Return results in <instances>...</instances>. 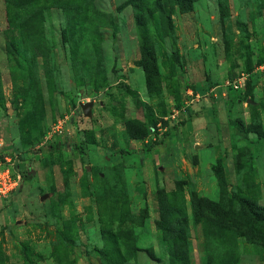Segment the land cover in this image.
I'll list each match as a JSON object with an SVG mask.
<instances>
[{
    "label": "rangeland",
    "instance_id": "rangeland-1",
    "mask_svg": "<svg viewBox=\"0 0 264 264\" xmlns=\"http://www.w3.org/2000/svg\"><path fill=\"white\" fill-rule=\"evenodd\" d=\"M7 157L0 264H264V0H0Z\"/></svg>",
    "mask_w": 264,
    "mask_h": 264
},
{
    "label": "built area",
    "instance_id": "built-area-1",
    "mask_svg": "<svg viewBox=\"0 0 264 264\" xmlns=\"http://www.w3.org/2000/svg\"><path fill=\"white\" fill-rule=\"evenodd\" d=\"M21 176L14 172L11 158H0V199L8 197L18 186Z\"/></svg>",
    "mask_w": 264,
    "mask_h": 264
},
{
    "label": "trees",
    "instance_id": "trees-1",
    "mask_svg": "<svg viewBox=\"0 0 264 264\" xmlns=\"http://www.w3.org/2000/svg\"><path fill=\"white\" fill-rule=\"evenodd\" d=\"M238 129L241 130V127L238 126ZM251 221L258 225L264 227V209H249L247 207H244V212ZM255 239V237H253Z\"/></svg>",
    "mask_w": 264,
    "mask_h": 264
},
{
    "label": "water",
    "instance_id": "water-1",
    "mask_svg": "<svg viewBox=\"0 0 264 264\" xmlns=\"http://www.w3.org/2000/svg\"><path fill=\"white\" fill-rule=\"evenodd\" d=\"M82 108H83L85 115H88L90 113V104L86 103L82 105Z\"/></svg>",
    "mask_w": 264,
    "mask_h": 264
}]
</instances>
